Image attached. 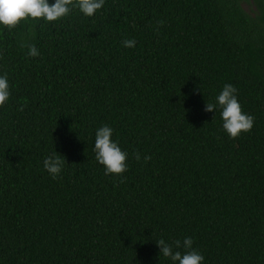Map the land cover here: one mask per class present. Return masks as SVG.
Masks as SVG:
<instances>
[{
	"label": "trees",
	"instance_id": "16d2710c",
	"mask_svg": "<svg viewBox=\"0 0 264 264\" xmlns=\"http://www.w3.org/2000/svg\"><path fill=\"white\" fill-rule=\"evenodd\" d=\"M245 1L106 0L0 25V264H171L156 241L185 237L204 264H264V0ZM225 84L255 118L235 139L205 111ZM104 125L122 175L95 158Z\"/></svg>",
	"mask_w": 264,
	"mask_h": 264
},
{
	"label": "clouds",
	"instance_id": "9594fccd",
	"mask_svg": "<svg viewBox=\"0 0 264 264\" xmlns=\"http://www.w3.org/2000/svg\"><path fill=\"white\" fill-rule=\"evenodd\" d=\"M106 0H0V25L14 29L21 21L26 19L43 18L47 22H54L71 14L74 8L86 17H93L104 8ZM123 46L135 48V40H124ZM39 50L32 45L29 47V55L39 56ZM11 91L7 75H0V107H3L10 99ZM223 121L222 127L230 138H237L242 133H248L254 126V117L243 112L238 100V90L232 84H225L216 96L214 103L205 105L206 112L217 111ZM215 118V117H214ZM114 129L104 125L96 130L94 152L95 158L105 168L106 175H122L128 170L126 160L128 153L123 151L118 142L113 140ZM140 159L139 154L136 157ZM150 157H145V160ZM66 160L62 159L55 150L43 161V168L49 175L56 179L61 176ZM157 245L160 254L171 261V264H204L205 257L194 248V240L185 237L183 241L176 240L174 246L160 239ZM183 248L184 251L179 249Z\"/></svg>",
	"mask_w": 264,
	"mask_h": 264
},
{
	"label": "rangeland",
	"instance_id": "374dc122",
	"mask_svg": "<svg viewBox=\"0 0 264 264\" xmlns=\"http://www.w3.org/2000/svg\"><path fill=\"white\" fill-rule=\"evenodd\" d=\"M243 8L245 9V11L253 15L257 12V8L255 7L253 0L243 2Z\"/></svg>",
	"mask_w": 264,
	"mask_h": 264
}]
</instances>
